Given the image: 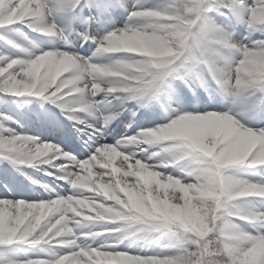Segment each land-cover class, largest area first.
Instances as JSON below:
<instances>
[{"label":"snow or ice","instance_id":"snow-or-ice-1","mask_svg":"<svg viewBox=\"0 0 264 264\" xmlns=\"http://www.w3.org/2000/svg\"><path fill=\"white\" fill-rule=\"evenodd\" d=\"M5 97L51 102L75 134L0 112V163L48 194L0 195V264H264V0H0ZM125 112L140 130L108 142Z\"/></svg>","mask_w":264,"mask_h":264},{"label":"rangeland","instance_id":"rangeland-1","mask_svg":"<svg viewBox=\"0 0 264 264\" xmlns=\"http://www.w3.org/2000/svg\"><path fill=\"white\" fill-rule=\"evenodd\" d=\"M100 59L106 60L105 58H100ZM29 104L30 105L24 104V103L19 104L18 102H15V101L6 100V103H0V112H6L8 115H11L18 122L16 124L11 125L12 127L16 129L17 132L26 133L32 137L37 138L40 141H51L53 143H58L57 141L53 140L52 138L46 135H39L37 133L40 128L44 130L43 127H46L49 121L54 122L53 113H51L48 107H44L43 105H39L38 103L30 102ZM23 112L25 114H23ZM106 139L110 143L115 142V141H111L112 140L111 137H106ZM162 155L164 154L162 153ZM35 171H37V169L30 167V172L32 174H34ZM168 171L172 172L173 175L180 174L179 168L168 169ZM5 172H6V168L2 166L0 168V195H3L6 191L9 193L11 192V190H13L12 186H8L7 189L4 187V185L6 184L8 185L9 182H11V180L7 177ZM1 182H4L5 184L1 185ZM31 190L33 192L32 195L30 194H11V193L9 194L16 196L18 198L22 197L25 199H46L47 198L46 195H40V194L36 195V193L39 192L37 188H33ZM69 191L70 189L65 192L68 193ZM99 226L100 225L95 226V229L98 228ZM82 230L88 231V230H91V228L84 229V225H83ZM144 245H145L144 243L138 242L137 240L130 238L128 240H125L122 246L128 247L131 250L139 251ZM32 251L35 252L34 250ZM16 254L21 255L22 254L21 250H17Z\"/></svg>","mask_w":264,"mask_h":264}]
</instances>
